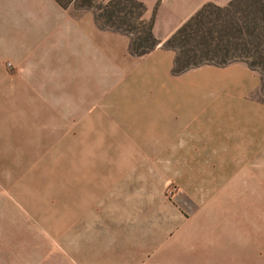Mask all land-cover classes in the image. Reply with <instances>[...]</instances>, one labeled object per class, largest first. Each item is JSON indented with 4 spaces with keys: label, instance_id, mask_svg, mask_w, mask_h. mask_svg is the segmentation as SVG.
I'll return each mask as SVG.
<instances>
[{
    "label": "rangeland",
    "instance_id": "obj_1",
    "mask_svg": "<svg viewBox=\"0 0 264 264\" xmlns=\"http://www.w3.org/2000/svg\"><path fill=\"white\" fill-rule=\"evenodd\" d=\"M68 10L94 16L79 1ZM250 10L238 5L233 14L244 18ZM210 11L204 24L220 39L226 11ZM12 55L6 48L0 63V264H83L80 242L96 233L101 243L107 230L126 234L163 223L168 233L209 237L226 264H264L261 174L245 164L249 175L226 178L230 163L179 161L174 145L139 144L142 134L158 131L80 112L102 92L89 89L77 69L66 73L45 58L17 65ZM241 57L264 70L255 46ZM252 98L264 104L262 82Z\"/></svg>",
    "mask_w": 264,
    "mask_h": 264
},
{
    "label": "crops",
    "instance_id": "obj_2",
    "mask_svg": "<svg viewBox=\"0 0 264 264\" xmlns=\"http://www.w3.org/2000/svg\"><path fill=\"white\" fill-rule=\"evenodd\" d=\"M139 1L145 19H154L155 37L166 42L206 4L224 7L232 0ZM129 46L128 36L102 30L92 13L74 17L55 0H0V63L9 48L17 65L22 58H45L66 73L77 69L89 89L102 92L80 112L109 113L122 128L158 131L157 137L142 134L139 144L174 145L176 160L230 163L226 178L246 172L245 164L264 178V104L252 98L262 82L257 72L234 62L174 75L176 54L163 44L140 57ZM158 226L164 227L107 230L101 243L96 233L93 241L80 242L79 257L83 264H105L108 258L110 264H226L209 237Z\"/></svg>",
    "mask_w": 264,
    "mask_h": 264
},
{
    "label": "trees",
    "instance_id": "obj_3",
    "mask_svg": "<svg viewBox=\"0 0 264 264\" xmlns=\"http://www.w3.org/2000/svg\"><path fill=\"white\" fill-rule=\"evenodd\" d=\"M55 1L64 9H68L70 3L79 1L81 8L93 10L99 28L130 37L129 51L133 56H144L163 44L165 49L176 54L172 70L174 75L203 65L222 67L244 62L261 75L262 89L264 87V70H260L256 62L241 57V54L251 50L252 45L264 56V0H232L224 7L208 3L166 42L155 37L154 19H145L146 6L139 0H108L96 7L91 0ZM238 5L251 7L244 18L233 14ZM213 8L226 11V25L220 29V32L224 31L220 39L216 36V28L204 24V19Z\"/></svg>",
    "mask_w": 264,
    "mask_h": 264
}]
</instances>
